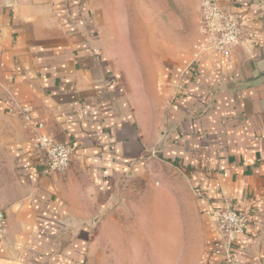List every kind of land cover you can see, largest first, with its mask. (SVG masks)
Instances as JSON below:
<instances>
[{
	"label": "crops",
	"instance_id": "crops-1",
	"mask_svg": "<svg viewBox=\"0 0 264 264\" xmlns=\"http://www.w3.org/2000/svg\"><path fill=\"white\" fill-rule=\"evenodd\" d=\"M217 2L239 46L160 59L131 0H0V264H264V0ZM25 116L75 146L65 174ZM223 199L249 216L230 263Z\"/></svg>",
	"mask_w": 264,
	"mask_h": 264
},
{
	"label": "built area",
	"instance_id": "built-area-1",
	"mask_svg": "<svg viewBox=\"0 0 264 264\" xmlns=\"http://www.w3.org/2000/svg\"><path fill=\"white\" fill-rule=\"evenodd\" d=\"M199 35L196 45L199 53L229 55L242 41V28L234 14L223 9L217 0H198ZM25 125L37 131L32 138V146L43 162L44 174L63 175L68 170L75 146L68 141L55 140L47 133L39 132L27 116ZM248 213L234 210L229 199L222 200V207L215 212V225L221 237L219 248L225 254V263L233 261L231 248L235 240L244 232L248 223ZM5 233V215L0 211V239Z\"/></svg>",
	"mask_w": 264,
	"mask_h": 264
},
{
	"label": "rangeland",
	"instance_id": "rangeland-1",
	"mask_svg": "<svg viewBox=\"0 0 264 264\" xmlns=\"http://www.w3.org/2000/svg\"><path fill=\"white\" fill-rule=\"evenodd\" d=\"M124 18L139 55L163 59L191 50L200 39L198 0H131Z\"/></svg>",
	"mask_w": 264,
	"mask_h": 264
}]
</instances>
